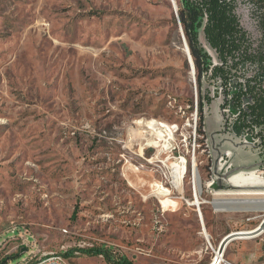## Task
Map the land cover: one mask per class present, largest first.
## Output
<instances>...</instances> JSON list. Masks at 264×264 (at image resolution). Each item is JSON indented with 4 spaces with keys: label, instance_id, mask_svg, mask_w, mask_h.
<instances>
[{
    "label": "rangeland",
    "instance_id": "1",
    "mask_svg": "<svg viewBox=\"0 0 264 264\" xmlns=\"http://www.w3.org/2000/svg\"><path fill=\"white\" fill-rule=\"evenodd\" d=\"M178 8L179 0H0V264L34 253L67 254L68 264H108L106 255L209 264L199 212L215 246L264 219L213 206L261 197L264 170L256 148L212 142L216 85L203 78L199 87L191 72ZM238 12L257 36L246 9ZM150 121L172 127L167 150L145 129ZM179 160L184 194L169 175ZM192 160L199 208L190 205ZM161 194L173 203L167 210ZM98 249L106 255L84 253ZM224 257L264 262V236L231 241Z\"/></svg>",
    "mask_w": 264,
    "mask_h": 264
},
{
    "label": "trees",
    "instance_id": "2",
    "mask_svg": "<svg viewBox=\"0 0 264 264\" xmlns=\"http://www.w3.org/2000/svg\"><path fill=\"white\" fill-rule=\"evenodd\" d=\"M245 8L254 23L252 35L241 22L238 9ZM178 21L183 29L188 49L197 74V83L206 78L209 82H221L227 86L232 74L242 64L254 72L252 77L244 78V89L252 97L248 111L253 126L258 128L259 148L264 169V0H179ZM202 28L205 43L214 52L217 63L212 65L210 56L198 40V30ZM258 74L263 81H259ZM198 97L197 111L200 116L199 133L202 130L203 98ZM207 99V98H205ZM84 253L106 255L101 250ZM66 258L67 254H63ZM108 264H131L124 258L114 259L105 256Z\"/></svg>",
    "mask_w": 264,
    "mask_h": 264
},
{
    "label": "flooded vegetation",
    "instance_id": "3",
    "mask_svg": "<svg viewBox=\"0 0 264 264\" xmlns=\"http://www.w3.org/2000/svg\"><path fill=\"white\" fill-rule=\"evenodd\" d=\"M253 73L247 70L245 64H242L239 70L237 69L236 74H232L227 86H223L218 81L209 82V84L216 85L214 98L219 100L218 111L220 117L219 125L210 137L212 142H215L217 138L218 148L224 147L226 144L235 148L241 146L256 148L261 161L258 128L253 126L251 115L248 111L249 106L252 104V97L245 91L244 81L241 82L244 78L252 77ZM258 77L259 81L262 82V75L258 74ZM202 100L204 107V98Z\"/></svg>",
    "mask_w": 264,
    "mask_h": 264
},
{
    "label": "bare ground",
    "instance_id": "4",
    "mask_svg": "<svg viewBox=\"0 0 264 264\" xmlns=\"http://www.w3.org/2000/svg\"><path fill=\"white\" fill-rule=\"evenodd\" d=\"M173 2V1H172ZM184 53H186L190 66H191V72L192 70V59L191 56L189 55V51L187 46H185L184 43ZM141 123V122H140ZM144 127L146 130H148L149 132H151V138H154V140L157 141H161L163 144L161 146V151L163 150H167L168 149V144L169 141L173 139L174 137V131L172 130V127H168L167 125L163 124V123H159V122H155V121H150V122H146L144 123ZM161 128V134L158 132V130ZM163 128H166L167 133H165V131L163 130ZM152 139L149 138V140H146L147 143H155L153 141H151ZM167 143V145H165ZM184 160V159H183ZM180 161V160H179ZM183 161L179 162H175L172 163V165L170 166V173L169 175L174 179L173 184L174 187L176 188V190L178 191V194H184L183 193V174H182V165H183ZM191 176H192V201L190 205L193 206H197L199 208L201 202H200V190H201V182H200V177L198 174V170H197V164L195 160H192V167H191ZM170 177V178H171ZM256 194V193H255ZM261 197L259 198H251V197H246V198H242V199H232V198H215L213 200V206L215 208L216 211H226V212H251V211H263L264 212V192L260 193ZM161 203H162V207L164 210H167V208H170L173 203L170 201V199L161 194ZM200 223H201V228H202V234L204 237H208L209 238V234L205 228L202 216L200 215V212L198 214ZM260 230L257 228H254L252 230H246V231H239V235H241V237H237V238H233L231 239V241L234 240H249V239H253V238H257L260 235ZM234 232H232L231 234H233ZM237 234V233H236ZM232 236V235H231ZM230 241V242H231ZM229 242V243H230ZM228 243V244H229ZM228 244L226 245V248L228 246ZM220 258V253L217 254L216 258H215V262L218 261V259ZM211 262V261H210ZM210 264V263H209ZM257 264H264V262L261 263H257Z\"/></svg>",
    "mask_w": 264,
    "mask_h": 264
},
{
    "label": "built area",
    "instance_id": "5",
    "mask_svg": "<svg viewBox=\"0 0 264 264\" xmlns=\"http://www.w3.org/2000/svg\"><path fill=\"white\" fill-rule=\"evenodd\" d=\"M263 221L264 219L260 221L259 225L256 228L260 227ZM259 236H264V229L260 232ZM220 243L215 246L212 237L210 236L209 238L204 237V248L206 249V251H209L211 255L210 264H238L224 257L226 246L222 251L219 252ZM218 253H220V258L218 259V261L215 262V258ZM25 264H68V263L65 257L63 256V254L49 253L38 257L37 254L34 253L30 258V260H28L27 263Z\"/></svg>",
    "mask_w": 264,
    "mask_h": 264
},
{
    "label": "water",
    "instance_id": "6",
    "mask_svg": "<svg viewBox=\"0 0 264 264\" xmlns=\"http://www.w3.org/2000/svg\"><path fill=\"white\" fill-rule=\"evenodd\" d=\"M221 1H224V0H221ZM187 45V44H186ZM187 48H188V46H187ZM189 51V50H188ZM189 55H190V52H189ZM191 56V55H190ZM193 68H194V65H193V62H192V70H193ZM224 179H226L227 178V175H225L224 177H223ZM222 182H221V180H219V186L217 187L216 186V188H218V189H222ZM244 189H251L250 187L249 188H244ZM253 189V188H252ZM257 229H259L260 231H262L263 229H264V221L262 222V224H261V226L260 227H258ZM237 233V234H236ZM239 232H234L233 234H228L226 237H224L223 238V240L221 241V243H220V247H219V252L220 251H222L224 248H225V246L231 241V239H233V238H239V237H241V235H239L238 234ZM232 235V236H231ZM2 264H4V262L2 263Z\"/></svg>",
    "mask_w": 264,
    "mask_h": 264
}]
</instances>
